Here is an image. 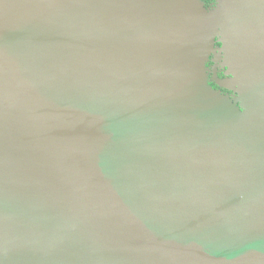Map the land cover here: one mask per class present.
I'll list each match as a JSON object with an SVG mask.
<instances>
[{
	"label": "water",
	"instance_id": "water-1",
	"mask_svg": "<svg viewBox=\"0 0 264 264\" xmlns=\"http://www.w3.org/2000/svg\"><path fill=\"white\" fill-rule=\"evenodd\" d=\"M216 2L0 0V264H264V0Z\"/></svg>",
	"mask_w": 264,
	"mask_h": 264
},
{
	"label": "rangeland",
	"instance_id": "rangeland-1",
	"mask_svg": "<svg viewBox=\"0 0 264 264\" xmlns=\"http://www.w3.org/2000/svg\"><path fill=\"white\" fill-rule=\"evenodd\" d=\"M216 1L217 0H213L212 5L209 6V7H215L216 4H217ZM214 47L215 48H220V44H216ZM216 55H218V53H216ZM214 58H215V56L211 54L209 59H208V62H207V64L210 63V66H207V64H206V68L208 69L207 75H208V79H209L210 83L211 82L214 83V76H216L219 81H222V80H224L227 77H230V76L226 75L227 68L225 66L223 67L224 62L222 60V54H219V58L220 59L216 60ZM219 75H221L222 78H220ZM217 88L218 89H216V90H219L222 94H229V92L226 91L225 89L219 88V87H217ZM220 89L224 90L225 93H223Z\"/></svg>",
	"mask_w": 264,
	"mask_h": 264
},
{
	"label": "flooded vegetation",
	"instance_id": "flooded-vegetation-1",
	"mask_svg": "<svg viewBox=\"0 0 264 264\" xmlns=\"http://www.w3.org/2000/svg\"><path fill=\"white\" fill-rule=\"evenodd\" d=\"M201 1L204 3V6H205V7H209V6H211L212 3H213V0H201ZM207 66H210V63H208ZM219 76H220V78H222L221 75H219ZM210 85H211L212 88H214V89H218V88L216 87V85H215L213 82H211ZM220 90H221V89H220ZM221 91H222L223 93H225L224 90H221Z\"/></svg>",
	"mask_w": 264,
	"mask_h": 264
}]
</instances>
